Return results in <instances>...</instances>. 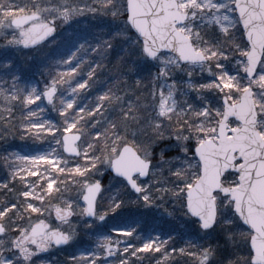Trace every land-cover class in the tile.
Masks as SVG:
<instances>
[{
  "label": "snow or ice",
  "instance_id": "1",
  "mask_svg": "<svg viewBox=\"0 0 264 264\" xmlns=\"http://www.w3.org/2000/svg\"><path fill=\"white\" fill-rule=\"evenodd\" d=\"M0 141V264H264V0H0Z\"/></svg>",
  "mask_w": 264,
  "mask_h": 264
},
{
  "label": "rangeland",
  "instance_id": "2",
  "mask_svg": "<svg viewBox=\"0 0 264 264\" xmlns=\"http://www.w3.org/2000/svg\"><path fill=\"white\" fill-rule=\"evenodd\" d=\"M53 49L54 46H48L47 48L44 49V51H51ZM16 55H19L20 62L23 64L25 73L28 76V78L34 83L39 82L40 86H42L43 84V81L41 80V74L43 73L44 75H47L49 64L61 58L59 55H55L54 57H52V59L42 63L38 58L34 59L33 53L28 52L27 50L25 51L24 54L16 53ZM45 108H46L45 118L57 120V121L59 120L58 114L51 108V106L45 105ZM8 144L11 145V147H9V151L15 150V151H19L21 154H30L33 152L44 151L47 149L46 142H41L39 140H34L31 138L21 139L19 136L16 137L10 136L8 138ZM3 146H4V141H0V149H2ZM174 151H175L174 148L170 149L169 154L170 155L173 154ZM0 155H3L2 151H0ZM155 212L157 213L156 215L157 217L152 216L148 224H152L154 225V227L162 226L159 230L160 232H168L174 229L179 242V237L184 236V232H186L187 230V225L185 223L184 218L172 219L170 217H166L161 210H156ZM111 223L113 222L109 221V224ZM138 231H140V229H138ZM68 250L69 251H64L63 249H61L58 251L56 249H53L48 255L49 258L61 259L62 257L64 258V255L66 253L73 251V249H68Z\"/></svg>",
  "mask_w": 264,
  "mask_h": 264
},
{
  "label": "trees",
  "instance_id": "3",
  "mask_svg": "<svg viewBox=\"0 0 264 264\" xmlns=\"http://www.w3.org/2000/svg\"><path fill=\"white\" fill-rule=\"evenodd\" d=\"M74 27V26H73ZM68 31H72V29H69ZM12 55H16L15 52L11 53ZM18 145V144H17ZM132 214L136 217V219L138 220V222L140 223V231H144L145 234L152 232V230L156 229V230H160V228L162 226L159 227H154V225L152 224H148V222L150 221V218L152 216H156L157 213L155 212L154 214L152 213H148L146 212V210L144 209H136L135 207H133L132 209ZM157 217V216H156ZM185 234V232H184ZM83 243L80 245L81 247H86V246H90L91 243H93L94 241H90L89 238L87 236L82 237ZM69 251V250H67ZM77 254V253H76ZM68 253H66L64 255V258L62 257L60 260H63L67 257Z\"/></svg>",
  "mask_w": 264,
  "mask_h": 264
}]
</instances>
